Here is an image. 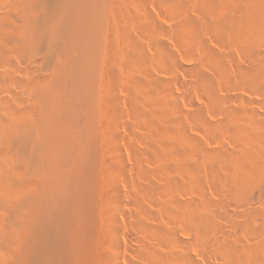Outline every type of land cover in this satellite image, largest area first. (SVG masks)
Returning a JSON list of instances; mask_svg holds the SVG:
<instances>
[{
	"label": "rangeland",
	"instance_id": "1",
	"mask_svg": "<svg viewBox=\"0 0 264 264\" xmlns=\"http://www.w3.org/2000/svg\"><path fill=\"white\" fill-rule=\"evenodd\" d=\"M202 1L206 2L207 0H111V24L108 28L102 27L100 30V35L110 38V41L109 43H107V45L101 43V50L102 52H104L106 48L107 52L109 51L108 53H110L111 56L107 58V75H102L101 73L100 68L102 69V63L99 64L100 68L98 69V74H96L98 80L97 93L99 92L100 97L99 99H97L98 105L96 111L98 112L99 107V112L96 113V116L94 117V131L92 133V137L90 139H84L80 142V144L78 143L79 145L77 144V147L71 145L70 149L69 145L68 151L67 145H64V147H67H65L66 151H64L65 154H67L66 156H68L69 161L75 159L76 161H73H75L76 164L79 161L80 162L77 164L78 168L76 166L74 176L61 177V195L59 193V197L55 198V192H50V194L48 193L50 196H46L45 199H36L37 204H39L38 209L40 210V213L44 214L45 219H47V221H45V226L43 227L42 232L43 235L47 237L46 238L43 236L46 243L44 251L48 259L45 263L42 264H139L141 262L143 264H150L151 261L146 260L147 258L145 254L143 256H145L146 259L143 260V257L141 258L140 255H137L139 254L137 253L138 251L132 250L140 247V243L147 244L148 246H151L150 244L153 243V239L150 237V235L142 232L138 227L140 223L139 219L137 218L138 213L144 212L143 216L145 215L144 217L149 221L148 223H152V225L154 226L155 224L156 226H168V224L171 225V214L169 215V209L167 208L168 202L171 200L177 202L178 205L181 202L180 206L177 205L178 213L176 214L178 220L177 222H179V224L182 223L181 226L182 228L184 227L183 229L180 227V232L182 235L184 234L183 239L187 238V240H193L192 237H194V232L188 229L189 226L187 223L185 225L188 217V213L185 210L186 203H193L196 206H200L201 211H204L205 214H209L208 216L212 217L211 214H215L214 212L216 211L215 203H218L223 199V195H225L224 193H226L224 191L230 188L229 186L232 185V181L234 182L235 180L236 185H244V189L242 188V191H244L243 193H241V195H244L242 196L245 203V205H243V208L245 210H247L248 208L254 210L256 208L255 211H258L256 213L257 216L259 214V216L255 219L256 224L259 225L262 220H264V80L262 79L263 82H256L259 83L260 87L262 85L261 88H254L255 85L253 86L249 82L248 84L247 81H245V79L240 76L241 67L247 66L248 64V62L245 60L246 58L244 57L246 56L245 52L247 49V47L246 49L244 47L245 45L248 46L247 43L244 44L246 42V39L250 37L253 38L254 36L252 42L253 46L251 47L253 48V50H255V60L258 61V58L261 59L263 57L264 0H252L253 2L249 0L248 5L252 6L251 10L249 9V12H253H251L252 14H249L248 18H245L246 20L244 19L243 22L241 20L242 17H240L243 16V14H241L242 12L239 11L240 13H237V10L240 9V4V6L243 5L242 8H244V6L247 5V2L238 3V0H235L237 2H235L234 4V0H232L233 2H231V0H225L226 3L229 4L228 7V4L224 3V5L222 6L221 2H219L220 0H214L219 4L218 7L217 5L215 6L217 10L219 6H221L222 8H225L227 6L226 8L228 9L225 8L220 10H226L225 12H227L230 17L235 16L233 19L235 22V19L238 18V14H241L238 18L240 20L235 23V30L227 31V34L223 35L227 38H224L223 40H220L222 36H219L220 32L218 31L217 26H215L217 24L214 23L217 21L216 12H218L219 10L217 11L215 9L216 11H212V9L208 8L206 10L208 12H206V5ZM1 2L4 5H6L7 2L8 7L11 6L12 8L10 7V9H7L6 6L3 7L1 6L3 4H0V21H3L5 24H7L5 25L7 27L9 26L8 19H11L13 22L16 21L15 23L17 25L16 29L14 30L15 33L19 30V25H21L20 15H17L16 10H14L18 0H0V3ZM201 3L204 4L205 8L202 7L203 4ZM254 5L255 7H253ZM237 6L239 9L236 8ZM262 6L263 9H261ZM197 7L199 8L197 9ZM209 11H212V13H209ZM232 11L234 14L232 13ZM261 13L262 15H260ZM209 14H211L212 16ZM3 15L5 16V18H3ZM211 17L213 19H211ZM233 17H231L230 19H232ZM249 20L252 21L250 22ZM190 23L191 25H189ZM252 26L254 28H252ZM210 27L212 30L210 29ZM127 28L129 29V31H127ZM183 28L185 32L183 31ZM185 28L186 30L188 28V30L186 31ZM122 29L126 30L125 33L124 30L122 31ZM202 31L204 32V34L201 33ZM243 32L245 33L242 34ZM10 33L11 35L13 34V32ZM197 35H201L202 37L199 36V38ZM196 38H198V40ZM118 49L119 52H117ZM228 50H230V52ZM121 53L123 54V56ZM120 54L121 57L119 60L117 59L119 58L117 56H119ZM256 55L258 56L256 57ZM220 56L226 58L225 63L222 65L224 69L221 70L223 74L221 72H218L219 70H217V67H214L216 66L215 63L219 62L218 59L221 58ZM115 57L116 59H114ZM28 59L29 58L19 57L16 61V68L9 69L10 77L12 79L9 84H7V89L10 90V93L0 88V116L5 114L6 111L4 101L8 100V102H11L13 106L17 108L24 107L26 103L24 99V105L23 102L17 101V96L27 98L28 95L26 93V89L18 84L16 80L26 77V72L31 66L28 62ZM193 65L194 69L191 67ZM200 72L203 74L207 73V75L209 74L208 76L211 75L210 77L214 78L215 84L217 86L216 91L219 88L216 93L218 94L219 92L218 96L223 98H221V102H217L218 105L217 103H215V101H212L213 99L210 98L211 96L209 97V94H207L205 90L202 89L203 87L200 86L197 80H194L193 76H196V74ZM174 78L175 80H173ZM216 79L218 80V82ZM170 84H172V86H170ZM257 85L258 84H256V86ZM152 86L154 87L152 88ZM172 95L175 96L173 97ZM142 104L145 106H143ZM140 105L142 106L140 107ZM214 105H217L218 108L220 107L219 110L217 106ZM3 107L5 109H3ZM234 107L237 109L236 111H238L239 109L242 111L241 115L239 113L240 110L239 112H237L239 117L237 114H235L236 111H230V108L231 110H235ZM142 108L144 110H142ZM221 108L222 110H220ZM197 111H200L201 114L204 112L202 115L203 117L201 116L199 122L195 117ZM232 112L234 116L236 115L237 121H235L233 115L230 116ZM252 113L256 116L252 115ZM247 121L248 124H246ZM207 122L209 124H207ZM257 123H259L258 126ZM249 124L251 125L250 128L247 127L249 126ZM217 125H219V127H217ZM223 125H226V127L224 126V129H221L223 128ZM237 126L239 128H242L243 130L245 129V127H247V130L245 129V136L239 137L236 135L235 128ZM253 130L255 133L253 132ZM61 131L63 132L62 129ZM217 131L219 132V134H217ZM42 132L44 133V131ZM165 144L167 145L165 146ZM158 146L161 147L159 148ZM2 147L9 149L8 145L0 138V150H3ZM245 149L247 151H245ZM248 150L252 153V155H250V152H248ZM166 151H168V153ZM9 152L11 154H9ZM1 154L0 167H7L5 170L6 172H9L7 173L9 176L6 177L13 176L11 177L12 179L7 178V180L9 179L10 181L6 182V177L3 179L5 175H0V177H2V179L0 178V184L5 185L6 183H9L11 186L9 187L6 184V187L9 188H7V191L6 189H3L5 188V186H0V191L4 197L8 196V194H10L11 192H16V188L20 189V191L18 189V191L16 192L17 194H21L22 192L23 194H29L31 193V191V194H33L35 189L38 188L37 190H39V188H41V178L39 179V175L35 169L32 168V170L31 167H29V165L26 166L24 162H22V170L19 171V169L15 168L17 161H19L20 159L13 152L12 148L10 149V151L4 149V155L2 154V156ZM76 155L80 158H78ZM251 156L252 158H250ZM161 157H163L164 159ZM77 158L79 160H77ZM257 158L259 159L257 160ZM244 159L247 164L248 162H250V164L253 165V169L252 165L251 167L247 166V164L244 162ZM251 159L253 160L251 161ZM255 160L257 161L254 162ZM21 161H23V159ZM3 163H5L6 166L3 165ZM161 163L163 164L164 168L162 165H160ZM165 163H168V165ZM191 165H194L195 167ZM247 167L250 169H248L246 173H244V170H246ZM157 168H159L160 170ZM197 168H199L200 170H198ZM8 169H11L10 171L13 174ZM251 169L253 170V173L252 171H250ZM223 172L225 175L223 174ZM250 172L252 173V175L256 173L257 176H255L256 174H254V176L251 177V174H249ZM10 173L12 174L11 176ZM230 174L232 176H229ZM209 175H212L214 177L211 176V178ZM219 175L221 177V180H225L224 184H220L224 185V188L223 186L218 187L217 184H215V177ZM234 175L236 176V178L233 177ZM14 176L16 177V179ZM36 178L37 182H35ZM252 178H254L253 182ZM22 179H25L24 183ZM2 180H4L5 182ZM19 180H21L22 182H19ZM153 180H155L156 182ZM166 180L167 182L165 184ZM243 180L245 182H242ZM250 181L253 184H251ZM17 183H19V185H24H21L24 188V191H22L23 188L19 187ZM25 183L31 184L25 185ZM38 184H40V186H36ZM12 185H14L13 188ZM32 185L34 188H32ZM15 186L16 188H14ZM245 186L247 187L245 188ZM194 187H196V189ZM135 189L137 192L135 191ZM220 189H222V193L221 191L219 192ZM195 191L199 195H197ZM17 194L11 193V195L9 196H15ZM135 194L138 196V198ZM175 195L177 196V198ZM197 199H199V201ZM57 200L61 201L60 207L57 204L58 202L56 203ZM182 200H186V203ZM206 200L209 204L205 208L202 205L204 202L206 203ZM210 201L213 205H215L214 207L209 206L211 205ZM163 205L166 207H164ZM50 206L54 210H52ZM54 206L55 208L57 207L58 209H60L61 212H58L59 210L56 211ZM5 207L6 204L0 202V223H6L7 226H9V229L5 228L3 230V233H1L0 235V249L1 247H3L2 250H0V264H30L31 262H33L31 264H41L39 257L40 254L38 255V257L36 256V259H39H37V261L33 260L31 262L29 261L30 263H28V261L25 260L24 255L29 251V249L25 247L27 245L24 242V233H21L22 229H18L20 227L17 228V231L19 232H16V229H14L15 231L10 230L9 224H12L14 219L8 216L9 213H7V211L9 212L10 209L8 210V208ZM202 207L205 209H203ZM209 208H211L212 210ZM141 210L142 212H140ZM116 211L120 213H117ZM184 214L187 216L185 217ZM45 215H48V218ZM6 216L7 219L5 218ZM13 218H15V216H13ZM113 221L116 226H120V230L122 233L124 232V234L126 233V235L130 236H128L129 240L127 241L120 237L118 238L120 240L121 248L119 247L120 249L117 250V252L119 251V255L117 254L118 259L116 260L111 259V250L110 248H108L110 242L117 240L113 237L112 233L109 230V226L113 224ZM15 223L16 222L14 221V224ZM262 223L260 224L261 226L264 224ZM14 224L12 225L13 227H15ZM72 224L76 226L72 227ZM70 228H72L73 230ZM4 231L6 232V234L4 233ZM214 234L215 235L212 236L213 238L210 237L211 241L212 239L213 241L215 239L218 240L220 237V235H218V232ZM248 241L251 244L257 243V246L259 247L256 248L259 251V254L257 253L258 251H256V254H258L257 257L261 260L263 258V261H259V264H264V254L260 253V251L264 252V236H249ZM193 243L195 244V242ZM194 244L190 245L189 249L191 248L190 252H192L194 258L197 259L195 260L197 262H200V264H225L221 255L219 256L218 253L214 252L210 248H208L210 249V251L207 248L205 249L206 252H209V255L207 254V257L202 259V256H199L202 248L199 246L201 245H197V243L195 245ZM23 245L25 246L23 247ZM6 248L8 250H6ZM13 248L19 249L14 250ZM130 248L132 252L130 251ZM133 251L137 254L133 253ZM213 252L216 255L213 254ZM260 254L262 256H260ZM136 256H138V258ZM13 258H16L17 260Z\"/></svg>",
	"mask_w": 264,
	"mask_h": 264
},
{
	"label": "bare ground",
	"instance_id": "2",
	"mask_svg": "<svg viewBox=\"0 0 264 264\" xmlns=\"http://www.w3.org/2000/svg\"><path fill=\"white\" fill-rule=\"evenodd\" d=\"M227 1H229V0H227ZM2 2L0 4H3ZM202 2H204V1H202ZM206 2H204L206 5L205 11L208 8L212 9V11L215 9L217 10V8L215 6L217 5V7H218L219 4L216 3V1L207 0ZM219 2H221L222 6L224 5V3H226L225 0H220ZM231 2H233V1L231 0ZM235 2H237V1L234 0V4H235ZM239 2H244V3L247 2V5H245L244 8H242L243 5L240 6L241 4L239 5L240 9L238 8V6L236 7L239 9V10H237V13L239 11H241L242 12L241 14H243V16H244V18H243V16H240L241 14L240 15L238 14V18H239V16L242 17L243 19L241 18V20L243 22L245 18H248L249 14L250 15L252 14L251 12H253V11L249 12V9L251 10V8H252L251 5H248L249 0H238V3ZM251 2H253V1L251 0ZM201 4H203V3H201ZM226 4H228V3H226ZM1 6H3V7L6 6L7 9H10V7H11V6L8 7L7 2H6V5L3 4ZM227 6L229 7V4ZM111 7H112L111 0H18L14 10H16L17 15H20V18H21V25H19V30L14 33V30L16 29V25H17L15 23L16 21L13 22L11 19H8V21H9L8 27L5 26L7 24H5L3 21H0V78H1L0 88L4 89L10 93V90L7 89V84H9V82L12 79L10 77L9 69H15L16 68V61L19 57L29 58L28 62L31 65L28 68L29 71L27 70V72H26V77H23L22 79L16 80L18 82V84L23 86L27 91L26 92L28 95L27 98H24V97L22 98L21 96H19V97L17 96V101L23 102V99H24V101H26V103L23 102V105L25 103L24 107L17 108V107H14L11 102H8V100L7 101L3 100L6 111L3 110V111H5V114L0 116V138L9 147V149L2 147L3 150H0V152L4 155V149L7 151H10V149L12 148L13 152L20 159L19 161H17L15 168L19 169V171L22 170V168H21L23 166L22 162H24V164L26 166L29 165V167H31V169L32 168L35 169L39 175V179L41 178V188H39V190H37L38 188L35 189L33 194H31L32 191L29 194L28 193L23 194V192L21 194H17L16 192L18 191L19 188L17 189L16 186L14 187V188H16L15 189L16 192H14V193L17 194L15 196L14 195L9 196V195H11V193L14 194L13 192H11L10 194H8V196L4 197L0 191V202L6 204V207L8 208V210L10 209L9 212L7 211V213H9L8 216L12 217V219H14V221L16 222L14 224V221H13L12 224H9L10 230L13 231L14 229H16V232H19L17 230L22 229L21 233L22 234L24 233L23 238L25 239L24 242L27 246L23 245V247L25 246V247H27V249H29V251L24 256H25V260L28 261V263H30L33 260L37 261L38 258L36 259V256L38 257L39 254H40L39 257H40L41 264L45 263L48 259L46 254H45V251H44V248L46 245L44 237H46V236H44L43 232H42L43 231L42 229L45 226V221H47V219H45L44 214L40 213V210L38 209L39 204H37L36 199H40V200L43 198L45 199L46 196H50L49 195L50 192L51 193L55 192L54 193L55 198L59 197V193L61 195V177L74 176L76 166L80 162L79 161L76 164L75 159H72L69 161L68 156H66L67 154H65V151H66L65 147L66 146L64 147V145H67V147L70 145L69 146L70 149H71V145L77 147V144L78 143L80 144V142L83 141L84 139L85 140L90 139L92 137V133L94 131L93 121H94V117L96 116V113L99 112V107H98V112L96 110H97V105H98L97 99H99V97H100L99 92L97 93L98 80H97L96 74H98V69L100 68L99 64L102 63L103 64L102 69L100 68L101 73H102V75H107V71H108V69H107V65H108L107 58H109V56H111V54L108 53L109 51L107 52L106 48H105L104 52H102V50H101L102 49L101 43L107 45V43H109V41H110V38L107 36L103 37L102 35H100V30L102 27L108 28L109 25L111 24L110 23L111 22V14H110L111 13ZM180 7H181V4H180ZM202 7H204V4L202 5ZM220 7L221 6H219V8H218L219 11L217 10L218 12H216L217 13L216 14L217 19L216 18L215 19L217 21L214 19L217 23L216 22H214V23L217 24L215 26H217V29L220 32V35L219 34L218 35L222 36V38L220 40H223L224 38H227L226 36H223V35L227 34V31H234L236 28L235 23L238 22L240 19L236 18L235 19L236 22L233 20L235 16L234 17L231 16L233 18L230 19L231 17L229 14H227V12H225L226 10L225 11L220 10V9H225L226 7L225 8H222V7L220 8ZM233 7H234V5H233ZM253 7H255V5ZM198 8L199 7H197V9ZM226 9H228V8H226ZM254 9H256V8H254ZM261 9H263V6ZM212 11H209V13H212ZM215 11H214V13H215ZM257 11H259V10H257ZM206 12H208V11H206ZM232 13H233V11H232ZM254 14H255V11H254ZM256 14H258V13H256ZM209 15H211V14H209ZM260 15H262V13ZM3 18H5V16ZM6 18H8V17H6ZM211 19H213V18L211 17ZM211 22H212V20H211ZM191 23L189 25H191ZM250 24H249V26H250ZM263 26H264V24H263ZM184 27H185V25H184ZM188 28H187V30H188ZM193 28H195V27H193ZM249 28H251V27H249ZM252 28H254V27L252 26ZM210 29H211V27H210ZM231 29H233V30H231ZM123 30L124 29H122V31ZM185 30H186V28H185ZM203 30H206V29H203ZM125 31L126 30H124V33H125ZM127 31H129V29ZM183 31H184V28H183ZM10 32H13V34H15V35L12 34L13 35L12 36ZM201 33L204 34L203 31ZM244 33L245 32H243L242 34H244ZM233 34H235V33H233ZM248 35H250V34H248ZM199 36H201V35H199ZM250 38L246 39V42L244 43V44L247 43V45H248V46L245 45V47H244L245 49L247 47L246 52H245L246 56H244V57L246 58L245 60L248 62V64H247V66L241 67V69H240L241 75L240 76L243 79H245V81H247V83L249 82L253 86L255 85L254 88H261L262 85L260 87L259 83H256V82H259V81L263 82V80H264V53L262 52L263 57L261 59L258 58V61L255 60V57H254L255 56L254 55L255 50H253V48L251 47V46H253L252 42H253L254 36H253V38H251V39ZM196 39L198 40V38H196ZM13 41H15V42H13ZM219 42H221V41H219ZM223 42H225V41H223ZM140 51H141V49H140ZM228 51L230 52V50H228ZM117 52H119V49ZM166 52H168V51H166ZM164 53H165V49H164ZM121 54L119 56H117V57H119L117 59L120 60ZM231 54H233V53H231ZM117 55H118V53H117ZM122 56H123V54H122ZM257 56L258 55H256V57ZM214 57H216V56H214ZM114 59H116V57ZM227 59H228V57H227ZM218 60H219V62H216L218 64L215 63L216 66H214V67H217L218 69L217 68H215V69L219 70L218 72L222 73L221 70L224 69L222 67V65L225 63L226 58L221 57ZM230 60H232V59H230ZM170 65H171V62H170ZM32 66H33V68H32ZM191 67L193 68L194 65ZM226 67H228V66H226ZM188 74H190V73H188ZM208 75H207V73L203 74L200 72V73L196 74V76H193V75L192 76L194 77V80H197V82L200 84V86L203 87L202 89H204L205 92L207 94H209V97L211 96L210 98L213 99L212 101H215V103H217L218 101L221 102L222 97L218 96L219 92H218V94L216 93L219 90V88L216 91L217 86L215 84V80H214V78L210 77L211 75L210 76H208ZM231 78H233V77H231ZM227 79H229V78H227ZM173 80H175V78ZM217 82H218V80H217ZM226 82H228V81H226ZM256 84H258V85L256 86ZM196 85H197V83H196ZM170 86H172V84H170ZM153 87L154 86H152V88ZM186 91H187V89H186ZM170 96H171V94H170ZM172 96L174 97L175 95H172ZM166 97H168V96H166ZM169 99H171V98H169ZM142 105H140V107ZM217 105H218V103H217ZM217 105H214V106H217ZM143 106H145V105H143ZM235 107H236V105H235ZM5 108L3 107V109H5ZM217 108H218V106H217ZM219 108H218V110H219ZM142 110H144V109L142 108ZM220 110H222V108ZM236 110H237L236 108H235V110H231V108H230V111L235 112ZM239 110L236 111L235 114H237V112H239ZM233 112H232V114H230V116L233 115ZM203 113L201 114L200 111L196 112L195 117L197 119L196 118L195 119L198 120V122H199V119L201 118V116L203 115ZM218 113H220V112H218ZM239 113L241 115L242 111L240 110ZM224 114H225V112H224ZM252 115H255V114L252 113ZM226 117H228V116H226ZM233 117L235 118V121H237L236 115L235 116L233 115ZM238 117H239V115H238ZM151 118H152V116H151ZM256 119H254V120H256ZM149 120H151V119H149ZM204 122H205V120H204ZM208 122H210V121H208ZM208 122H207V124H209ZM250 123H251V120H250ZM246 124H248V121ZM258 124L259 123H257V126H258ZM211 125H213V124H211ZM219 125H217V127H219ZM224 126L226 127V125H223V128H221V129H224ZM245 126H247V125H245ZM220 127H222V126H220ZM237 127L235 128L236 135L239 137H243V136H245V133H246L245 131L247 130V127L250 128L251 125L249 124V126L245 127L246 130L245 129L243 130L242 128H239V127L237 128ZM227 128H229V127H227ZM61 129L63 130V132L61 131ZM42 131H44V133ZM253 132H254V130H253ZM220 133H222V132H220ZM217 134H219V132ZM247 134H248V132H247ZM247 138H248V136H247ZM262 141H263V139H262ZM243 144H244V142H243ZM151 145H153V144H151ZM166 145L167 144H165V146ZM258 145H259V143H258ZM263 145H264V143H263ZM245 146H247V145H245ZM63 147H64V149H63ZM69 147L67 148V151H68ZM158 147L160 148L161 146H158ZM260 150H261V148H260ZM238 151H240V150H238ZM245 151H247V150L245 149ZM166 152L168 153V151H166ZM248 152H250V151L248 150ZM9 154H11V153L9 152ZM69 154H70V152H69ZM77 154H79V153H77ZM167 155H169V154H167ZM240 155H242V154H240ZM250 155H252L251 152H250ZM255 155H257V154H255ZM247 156H249V155H247ZM247 156H246V158H247ZM77 157L80 158L79 156H77ZM222 157H224V156H222ZM78 158H77V160H79ZM82 158H83V156H82ZM161 158H163V157H161ZM161 158H158V159H161ZM172 158H173V156H172ZM250 158H252V156ZM22 159H23V161H21ZM253 159H251V161ZM258 159L259 158H257V160ZM73 160H75V161H73ZM257 160H255L254 162H256ZM248 161H249V159H248ZM244 162H245V159H244ZM5 163H3V165H5ZM188 163H189V161H188ZM165 164L168 165V163H165ZM192 164H193V162H192ZM249 164H250V162H248L247 166L251 167L252 164H250V165ZM160 165L163 166L162 163ZM183 166H184V164H183ZM191 166H194V165H191ZM248 167L246 168V170H244V173H246V171L248 169H250ZM6 168L7 167H4V166L0 167V175L1 174L5 175L3 177V179L6 176H9L7 174L9 172H6V170H5ZM77 168H78V166H77ZM163 168H164V166H163ZM157 169H159V168H157ZM197 169L200 170L199 168H197ZM252 169H253V165H252ZM252 169L250 171H252V173H253ZM8 170L10 171L11 169H8ZM32 172H35V171H32ZM11 173H10V176L13 174V173L12 174ZM25 173H27V172H25ZM252 173L251 172L249 173V174H251V177H253L254 174H256V173H254L252 175ZM19 174H21V173H19ZM34 174H36V173H34ZM223 174H224V172H223ZM227 174H228V172H227ZM75 175H76V173H75ZM245 175H247V174H245ZM139 176H140V174H139ZM192 176H191V178H192ZM229 176H232V175L230 174ZM255 176H257V174ZM11 177H13V176H11ZM11 177H6L5 178L6 182L10 181L9 179L7 180V178H11ZM212 177H214V176H212ZM219 177H220V175L215 177L216 183L215 182L214 183L217 184L218 187L223 186V188H224V185H220V184H222V183L224 184L225 180H223V179L221 180V177L220 178ZM233 177L236 178L235 175ZM237 177H240V176H237ZM247 177H249V176H247ZM0 178L2 179V177H0ZM15 179H16V177H15ZM15 179H14V181H15ZM17 179H19V178H17ZM70 179H71V177H70ZM226 179H227V177H226ZM229 179H231V178H229ZM253 179L254 178H252V182H253ZM22 180L24 183L25 179H22ZM67 180H69V179H67ZM2 181H4V180H2ZM153 181H155V180H153ZM179 181H180V179H179ZM11 182H12V180H11ZM16 182H18V181H16ZM19 182H22V181L19 180ZM35 182H37V178H36ZM166 182H167V180L165 181V184H166ZM234 182L232 181V185L231 186L228 185L230 188H228L226 191H224L226 193H224L225 195H223L224 196L223 199L221 198L222 200H220L218 203H215V205H216V207H215L216 211L214 212L215 214L212 215L210 213L212 217L208 216L209 214H205L204 211H201L200 206H196L193 203L187 204L185 202L186 200H182L186 203V206H185L186 209L185 208L184 209L188 213V217L186 220L187 222H185V225L187 223L188 226L190 227V228L188 227V229H190L192 232H194V235L191 234L194 236V237H192V239L194 241L189 240V239H188L189 240L188 241L187 238L183 239L184 234L182 235L180 232V227L182 228V226H181L182 223L179 224V222H177L178 220L176 217V214L178 213L177 207L180 206V204H181L180 200H179V202H180L179 205L177 202L168 200L169 202L167 204V208L169 209L168 210L169 215L171 214V216H170L171 225L168 224V226L167 225L166 226H161V225L156 226V224L154 226V225H152V223L151 224L148 223L149 221L144 217L145 215L143 216L144 212L138 213L137 218L139 219V222H140L138 227L140 228V230L142 232L146 233L147 235H150V237L153 239V243L150 244L151 246H148L147 244H142L139 242L141 244L140 247H138L136 249H132V250L138 251L137 253H139V254H137L134 251H133V253L140 255L141 258L143 257V260H145L147 258L146 259L147 261L148 260L151 261V263L149 262L150 264H200V262L196 261L197 259L194 258V255L192 254V252H190L191 248L189 249V246L194 244L193 242H195V244L197 243V245L198 244L201 245L199 247H202L201 251H200V255H199V256H202V259L206 258L207 254L209 255V252H206L205 249L210 248L214 252L218 253L219 256L221 255L223 262L225 264H259V261H263V258L261 257L262 258V260H261L257 257L259 254V251L256 249L258 247L257 243H253V244L249 243L248 237L249 236H256V235H263L264 236V224H263L264 220H262L263 223L261 222L263 224L262 226L260 225L261 223L259 225L256 224L255 219H256V217L259 216V214H258V216L256 214L258 212V211H255L256 208L254 210L253 209L251 210L248 207H246V208H248L247 210H245L243 208V205H245V203H244V199L242 196H244V195L243 194L241 195V193H243V191H244V190L242 191V188L244 185L243 186L240 184L236 185V182H235V184H234ZM242 182H245V181L243 180ZM26 183H28V182H26ZM26 183H25V185L31 184V183L30 184H26ZM209 183H210V181H209ZM250 183H251V181H250ZM6 184L5 185L0 184V186L1 185L3 187L5 186V188H3V189L4 190L6 189V191H7L8 187H6ZM8 184H7V186L11 187L10 184L9 185ZM17 184L19 185V183H17ZM69 184H70V182H69ZM251 184H253V183H251ZM21 185H19V187L24 186V185H22V186ZM167 185H168V183H167ZM13 186L14 185H12V188H13ZM36 186H40V184H38ZM71 186H73V185H71ZM211 187H214V186H211ZM246 187L247 186H245V188ZM32 188H34L33 185H32ZM157 188H158V186H157ZM194 188L196 189V187H194ZM0 189H1V187H0ZM26 189H27V187H26ZM12 191H13V189H12ZM19 191H20V189H19ZM22 191H24V188L22 189ZM135 191H136V189H135ZM220 191L222 193V189H220L219 192ZM195 193H196V191H195ZM196 194L199 195L198 193H196ZM218 194H220V193H218ZM71 196H72V194H71ZM136 197L138 198L137 195H136ZM176 198H177V196H176ZM197 200L199 201V199H197ZM53 202H54V200H53ZM184 202H183V204H184ZM56 203L60 207L61 201L57 200ZM208 204L209 203H207V200H206V203L204 202L202 206L206 208V206H208ZM215 205H213L211 202V205H209V206L214 207ZM76 206H78V205H76ZM164 207H166V206H164ZM54 208H55V206H54ZM205 208H203V209H205ZM51 209H52V207H51ZM209 209H211V208H209ZM52 210H54V209H52ZM52 210H51V212H52ZM55 210L56 211L59 210L58 212H61V210L58 209L57 207L55 208ZM179 210H180V208H179ZM182 211H184V210H182ZM140 212H142V210ZM117 213H120V212H117ZM52 215H53V213H52ZM13 216H15V218H13ZM45 216L48 218V215H45ZM186 216L187 215H185V217ZM5 218L7 219V216ZM151 222H154V221H151ZM13 224L15 227L12 226ZM48 224H49V222H48ZM48 224H46V225H48ZM17 225H20V226H17ZM73 226L74 225L72 224V227ZM18 227H20V228H18ZM5 228L9 229V226H7L6 223H3V222L0 223V235H1V233H3V230ZM45 228H47V227H45ZM185 228H186V226H185ZM70 229H72V228H70ZM64 230H66V229H64ZM109 230L112 233L113 237L115 239H117L116 241H113V242L109 241L110 243L108 242L109 243L108 248H110V250H111V259L116 260V259H118L117 256L119 255V251L117 252V250H119L121 248L120 240L118 238L120 237V238L127 241V240H129L130 236L126 235V233L124 234V232L122 233L120 230V226L119 227L116 226L114 221H113V224H111L109 226ZM6 231H7V229H6ZM216 231L218 232V235H220V237L217 235L219 237V239L218 240L215 239L214 241L212 239V241H211L210 237L215 235L214 233H217ZM4 233L6 234L5 231H4ZM133 236H134V234H133ZM136 239H138V238H136ZM9 244H6V245H9ZM2 248L3 247H1L0 250H2ZM7 248H6V250H8ZM13 249L15 250V249H19V248H13ZM210 249H208V250L210 251ZM52 250H53V248H52ZM132 250L130 248L131 252H132ZM256 251H258L257 252L258 254H256ZM14 252H16V251H14ZM214 252H213V254H215ZM17 253H18V251H17ZM260 253L264 254V252H261V251H260ZM144 254H145L146 258H145V256H143ZM217 256H215V257H217ZM260 256H262V255L260 254ZM136 257L138 258V256H136ZM19 258H20V256H19ZM13 259H16V258H13ZM31 263H33V262H31ZM141 263H139V264H141ZM111 264H113V263H111ZM136 264H138V263H136ZM260 264H263V263H260Z\"/></svg>",
	"mask_w": 264,
	"mask_h": 264
}]
</instances>
